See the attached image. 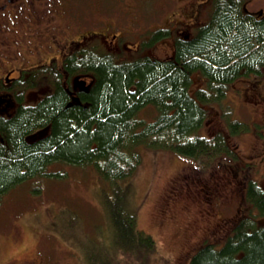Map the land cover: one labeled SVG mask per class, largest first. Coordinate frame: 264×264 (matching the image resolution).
<instances>
[{
    "label": "trees",
    "instance_id": "trees-1",
    "mask_svg": "<svg viewBox=\"0 0 264 264\" xmlns=\"http://www.w3.org/2000/svg\"><path fill=\"white\" fill-rule=\"evenodd\" d=\"M113 60L92 53L69 60L71 70L90 69L97 75L84 95L88 104L66 106L67 94L59 80L42 77L25 87L52 82L53 93L36 103L23 102L11 118L0 114V205L8 191L27 179L62 176L64 170L53 169L57 163L89 166L110 182L116 195L109 203L111 249L91 255L93 264H132L126 256L132 259L140 252L143 259L156 248L155 238L135 224L123 185L142 161L140 147L169 149L197 161L201 168L208 164L212 168L223 156L235 157L227 134L247 132L248 124L226 115L227 125L216 134L201 132L207 133L206 122L216 114L213 106L219 107L221 119V113L224 116L221 105L229 84L264 62V22L252 21L236 5L225 4L197 39L182 44L175 61L144 57L118 64ZM196 70L207 83L191 91ZM146 108L158 111L144 117ZM257 180L248 182L242 194L245 212L224 243H204L189 258L190 264H264V188Z\"/></svg>",
    "mask_w": 264,
    "mask_h": 264
},
{
    "label": "rangeland",
    "instance_id": "rangeland-1",
    "mask_svg": "<svg viewBox=\"0 0 264 264\" xmlns=\"http://www.w3.org/2000/svg\"><path fill=\"white\" fill-rule=\"evenodd\" d=\"M47 1L51 2V11L45 16H55L57 25L60 22L74 23L65 13L66 7L72 5L71 1ZM161 1H140L135 6L148 21L155 14L166 12V9L158 10ZM91 2L94 10L97 6L102 12L76 9L81 16L80 23L87 27L97 26L99 18L106 13V5H112V0ZM26 11L23 10L22 14ZM5 18L8 24V17ZM56 30L45 32L43 24L38 25L42 37L46 33L53 36ZM23 47L25 53L28 47ZM1 48L4 50H0V76L8 69L5 56L8 46ZM246 84L243 82L237 86L245 88ZM228 92L221 105L224 124L220 111L215 110L216 114L206 122L207 133H201L214 135L222 124L223 127L227 125V116L233 121L250 124L247 132L239 131L228 141L239 158L242 155L244 162L254 166L253 160H257L258 164L247 175L249 171L240 169L241 166L247 170L242 161L240 166L233 162L238 161L237 154L233 160L223 156L221 159L226 160L221 164L216 163L212 168L208 164L201 168L197 161L169 149L140 147L142 161L123 185L127 186L128 207L136 215L135 224L155 238L156 248L143 259L140 252L132 259L124 256L127 263L132 260V264H190L189 258L204 243L222 245L231 226L241 212H245L247 204L242 199L240 186L247 179L256 178L264 188L263 155L259 153L264 152L263 141L259 139H264V126L255 122L262 113L264 115V99L248 94L245 89V98L240 106L237 97ZM156 112L146 108L143 115L154 116ZM53 169H62L65 173L62 176L27 179L3 197L0 205V264H93L89 260L91 255L95 257L102 249H111L109 243L113 225L109 203L116 199V195L110 182L89 166L57 163ZM215 169L218 171L209 174ZM183 174L191 178V182L181 180ZM201 177L212 178L211 181L215 180L217 185L218 197L213 198L212 205L203 204L205 192L200 189L203 185ZM177 189L180 190L179 195L173 196ZM103 238L106 242H100Z\"/></svg>",
    "mask_w": 264,
    "mask_h": 264
},
{
    "label": "flooded vegetation",
    "instance_id": "flooded-vegetation-1",
    "mask_svg": "<svg viewBox=\"0 0 264 264\" xmlns=\"http://www.w3.org/2000/svg\"><path fill=\"white\" fill-rule=\"evenodd\" d=\"M70 1L72 5L66 7L65 13L74 20V23L69 25L60 22L57 25L55 16H45L51 11V2L47 0H0V46H8L5 55L8 69L0 76V114L11 118L23 102L36 103L53 93L56 86H53L52 82L25 87L29 81L33 83L42 81V77L59 80L60 86L67 94L66 106L88 104L84 95L95 85L96 73L90 69L71 70L69 68V60L72 57H80L83 53L110 56L114 59V63L118 64L134 62L144 57L158 62L175 61L182 44L197 39L202 29L211 22L218 9L225 4L236 5L241 15L252 21L264 22V0H162L158 10L166 9V12L155 14L148 21H145V15L138 10L139 7L135 6V3L146 0H126V2L112 0V5L107 4L104 8L106 13L99 18L97 26L87 27L80 23L81 16L76 9L80 7L94 12L91 0H69L68 3ZM25 9L27 11L22 14ZM96 12L101 13L102 10L97 8ZM5 17H8V24ZM40 23L43 24L45 32L55 31V29L57 32L53 36L46 33L42 37L43 33L38 31ZM40 37L42 38L38 41ZM23 45L26 49L28 47L25 53ZM0 50L3 51L4 48ZM3 59L6 58L3 56ZM40 71L46 74L40 76ZM193 73L191 91L205 87L207 78L199 70ZM243 82L247 83L245 88L237 86ZM21 84L24 85V91ZM231 84L230 91H226L225 96L228 92L233 97H237L240 106L245 98V89L248 94L264 99V62L259 63L253 70L240 74ZM246 108L250 107L246 106ZM211 109L220 111L216 105ZM255 122L264 126L263 113ZM248 126L251 127L250 124ZM217 131L214 133L216 134ZM233 135L236 137L235 133L229 132L227 140ZM259 139L264 145V139ZM234 152L238 156V161L233 162L240 166L242 161L247 170L242 169L241 166L240 169L249 171L246 173L248 175L258 161L253 160L255 165L250 166V162L242 160L241 154L239 158L237 151L234 150ZM259 153L263 155L264 165V152ZM224 157L233 160L236 155ZM223 160L217 163L221 164L226 159ZM216 171L218 169L209 171V174H214ZM234 174L237 173L234 172ZM253 179H247L240 186L241 194L245 192L248 182ZM211 180L212 178L202 177L201 179L202 184H206L202 187L205 192L203 197L210 202V205L213 203V198L218 197L215 180ZM179 193L180 190L177 189L173 196Z\"/></svg>",
    "mask_w": 264,
    "mask_h": 264
},
{
    "label": "water",
    "instance_id": "water-1",
    "mask_svg": "<svg viewBox=\"0 0 264 264\" xmlns=\"http://www.w3.org/2000/svg\"><path fill=\"white\" fill-rule=\"evenodd\" d=\"M77 80H78V78H77ZM77 82V81H76Z\"/></svg>",
    "mask_w": 264,
    "mask_h": 264
}]
</instances>
